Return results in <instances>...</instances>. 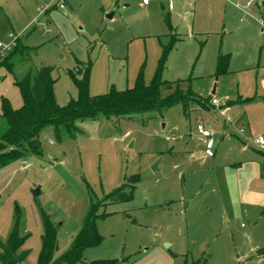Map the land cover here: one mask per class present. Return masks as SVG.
I'll list each match as a JSON object with an SVG mask.
<instances>
[{"label": "rangeland", "instance_id": "rangeland-1", "mask_svg": "<svg viewBox=\"0 0 264 264\" xmlns=\"http://www.w3.org/2000/svg\"><path fill=\"white\" fill-rule=\"evenodd\" d=\"M248 1L0 0V41L13 33L35 48L15 55L11 69L0 65V135L8 126L3 100L22 106L16 80L30 69L53 66L56 100L66 104L78 94L70 70L81 77L78 68L91 63V94L126 89L140 74L152 79L172 42L164 79L223 103L241 92L253 98L230 106L243 135L231 126L223 136L225 117L195 103L189 115L177 104L79 120L77 136L61 141L45 128L43 157L0 169V239L16 229L29 251L16 264H38L44 214L57 226L54 260L67 252L93 203L105 215L96 220L101 241L84 250V263L264 264V148L245 138L264 136V100L255 98L264 73V0ZM61 2L64 9L54 7ZM220 53L230 55L229 71L216 74ZM199 123L216 132L213 157L204 155ZM173 131L183 138L167 141ZM125 184L134 186L130 199H105Z\"/></svg>", "mask_w": 264, "mask_h": 264}, {"label": "trees", "instance_id": "trees-1", "mask_svg": "<svg viewBox=\"0 0 264 264\" xmlns=\"http://www.w3.org/2000/svg\"><path fill=\"white\" fill-rule=\"evenodd\" d=\"M174 43L165 45L159 59L156 71L149 82L140 74L132 87L119 90L115 87L105 93L91 94L89 92L91 63L84 65L82 76L78 77L70 70L73 81L78 89L76 97H72L66 104H60L55 96L56 79L53 77V66H42L37 70L30 69L22 79H17L23 104L14 108L6 98L3 100L1 116L7 122V128L0 135V169L16 160H26L34 155L44 156L42 132L52 127L55 137L61 141L65 135L75 138L78 133L77 121L87 118H97L105 115L108 118L129 117L146 111H155L182 104L184 114L188 115L190 104L210 109L211 95L203 97L190 86L184 89L182 80L167 81L163 77L166 62ZM35 48L19 45L11 51L0 65L13 67L12 58L21 54L29 55ZM230 55L219 54L217 61V74L228 72ZM164 89L169 93L164 95ZM125 184L105 199L111 201L128 200L133 196L132 190L127 191ZM130 189V188H129ZM103 202H105L103 200ZM101 204V202H99ZM96 204H92L90 213L84 220L81 231L74 237L70 249L54 260L58 248L57 226L44 214V234L42 236V250L38 264H115L117 260H97L84 263V250L101 241L96 220L105 214L94 213ZM25 238L17 230H13L6 240L0 239V260L4 264H16L27 258L28 250H22ZM186 264H203L201 262H188Z\"/></svg>", "mask_w": 264, "mask_h": 264}, {"label": "built area", "instance_id": "built-area-1", "mask_svg": "<svg viewBox=\"0 0 264 264\" xmlns=\"http://www.w3.org/2000/svg\"><path fill=\"white\" fill-rule=\"evenodd\" d=\"M254 1H258V0H249L248 4L253 3ZM144 4L149 3V0H143ZM46 8H49L48 5H45ZM59 7L60 8H65V5L63 2L59 3ZM259 22L261 23V25L264 28V17L259 19ZM10 37V41L3 43L0 41V58L4 57L5 55H7L8 53H10L11 51H13V49L16 47L17 42L19 37L13 33L9 34ZM211 103L213 105H218L219 104V100L217 98H213L211 100ZM229 120V118H228ZM197 129L198 132L200 133V135L202 136L204 143H205V154L208 157H213L215 155V150H216V133L214 130L210 129L209 127H207L205 124L199 123L197 125ZM239 131L241 133H243L245 131L244 127H240ZM166 140L167 141H179L183 138V136L181 134H179L177 131H173V132H168L166 135ZM50 142H53V140L51 139ZM252 143L256 146V147H263L264 146V136L263 135H258L255 136L254 138H252ZM23 164H27V161H22Z\"/></svg>", "mask_w": 264, "mask_h": 264}, {"label": "crops", "instance_id": "crops-1", "mask_svg": "<svg viewBox=\"0 0 264 264\" xmlns=\"http://www.w3.org/2000/svg\"><path fill=\"white\" fill-rule=\"evenodd\" d=\"M54 7H59V4H55V6ZM52 7H50L49 9H48V11L51 9ZM60 8V7H59ZM60 9H64V8H60ZM112 14V16L110 17L109 15L110 14H108V17L109 18H112L113 17V13H111ZM222 54V53H221ZM219 56V55H218ZM229 63H230V61H229ZM78 68V67H77ZM228 69H229V67H228ZM229 71V70H228ZM227 73V72H226ZM216 74H217V72H216ZM262 77H261V81H260V83H261V85H260V92H259V94H257V96L255 97L257 100H260L261 102H263L262 100H264V73H262ZM213 93H215V92H212V94ZM212 96V95H211ZM215 98V97H214ZM217 98V97H216ZM218 99V98H217ZM250 99H253L252 97H250V96H244L243 94H242V92H241V94H239V96H238V98L237 99H231V100H227V102H225V103H223V102H221L219 99V104L218 105H213V104H211V108L210 109H214L215 111H218V112H220V115H222L223 117H225V119H224V124L222 125V133H223V136H226V135H228V130H229V128L232 126L233 128H234V130H235V132L236 133H238L239 135H243L245 132H246V128H245V131L243 132V133H241L240 131H239V128L242 126L241 124V126L238 128L236 125H239V123L238 122H235V124H234V121H233V119L230 117V115H229V111H230V106L232 105V104H234V103H237V102H243V101H246V100H250ZM211 100H212V97H211ZM205 109V108H204ZM188 115H189V112H188ZM228 118H229V120H228ZM199 120H202L200 117H199ZM247 123L249 124V125H247V127H250V121H247ZM244 125V124H243ZM230 132H232V130L230 131ZM216 133V132H215ZM216 137V136H215ZM250 143V146L253 144L252 143V138H251V136H246L245 137ZM53 143V142H52ZM254 145V144H253ZM216 146H217V142H216ZM244 148H246V146H244ZM257 148H259V149H263L264 148V146L263 147H257ZM204 155L206 156V154H205V152H204ZM215 156V155H214ZM207 157V156H206ZM23 161H27V160H23ZM22 162V161H21ZM28 163V162H27ZM263 253V251H259V254H262Z\"/></svg>", "mask_w": 264, "mask_h": 264}, {"label": "water", "instance_id": "water-1", "mask_svg": "<svg viewBox=\"0 0 264 264\" xmlns=\"http://www.w3.org/2000/svg\"><path fill=\"white\" fill-rule=\"evenodd\" d=\"M110 17L112 16V14L109 15ZM213 92H215V90H213ZM35 194H39L40 193V187L38 189H36L34 191Z\"/></svg>", "mask_w": 264, "mask_h": 264}]
</instances>
